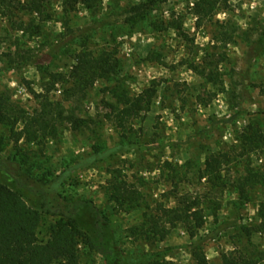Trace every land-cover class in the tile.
Listing matches in <instances>:
<instances>
[{"label":"rangeland","instance_id":"374dc122","mask_svg":"<svg viewBox=\"0 0 264 264\" xmlns=\"http://www.w3.org/2000/svg\"><path fill=\"white\" fill-rule=\"evenodd\" d=\"M29 1L13 0L18 9L12 13L0 10V92L17 106L33 113L41 100L32 89L45 95L51 75H70L81 50L119 61L115 75L74 100L64 94L72 83H59L50 93L84 119L81 129L65 125L58 139L39 146L10 142L0 126V184L42 213L40 241L50 240L59 218L43 212L39 183L63 177L55 207L91 203L85 217L90 221L91 207L97 208L138 264L158 257L194 264V245L211 264H223V254L235 252L264 264V184L253 181L254 173L264 172V140L255 138L264 136V0H229L202 25L194 12L198 0H170L146 20L133 8L147 0H97L91 9L48 0L41 15L25 8ZM172 21L182 29H157ZM148 89L156 91L150 106L120 127L113 106L124 93L138 97ZM212 155L223 156L220 177L201 179ZM114 177L135 184L150 211L157 203L176 207L173 194L198 203L207 224L195 237L180 224L166 241H150L141 235L147 208L127 212L111 200ZM244 180L250 184L241 195ZM80 253L81 264H106L86 244Z\"/></svg>","mask_w":264,"mask_h":264},{"label":"trees","instance_id":"16d2710c","mask_svg":"<svg viewBox=\"0 0 264 264\" xmlns=\"http://www.w3.org/2000/svg\"><path fill=\"white\" fill-rule=\"evenodd\" d=\"M48 0H30L26 9L32 13L43 14L45 2ZM71 7L84 5L91 9L97 0H62ZM170 0H147L145 3L136 5L133 14L139 20H146L155 7L169 2ZM229 0H198L194 5L198 24L211 20L222 4ZM9 12L18 9L13 0H0V10ZM177 29L182 26L172 21L168 26L157 29ZM183 34V33H182ZM187 40L188 35L183 34ZM75 66L70 75L52 74V84L45 87L46 94L32 93L40 99L39 107L29 113L20 108L12 101L9 93L0 92V126L9 132V140L14 144L21 141L28 145H45L49 140L60 137V128L69 125L77 131L85 125L84 119L79 117L76 111L68 109L63 102L52 101L49 97L57 84L72 83L73 87L64 91L66 100H74L76 95L84 94L89 88L95 86L99 80H107L119 70V61L103 52L96 55L87 49L77 52ZM197 70L195 67H192ZM203 75V74H201ZM205 76V75H203ZM212 80L211 77H205ZM156 91L148 89L138 97H131L124 93L118 106H113L115 118L119 126L124 128L129 120L140 117L141 113L150 106ZM22 130H18V126ZM255 138L264 140V136L257 133ZM252 140L247 137L246 141ZM222 155H212L205 163V169L200 178H209L211 181L220 177L223 162ZM95 162V161H94ZM93 162L87 163L90 166ZM110 182L108 193L120 209L128 211L146 207L143 231L152 242L166 241L172 231L180 224L192 228V237L203 229L207 224L208 217L198 203L179 199L176 207H167L164 203H157L153 211L146 203L145 196L133 183L117 181ZM63 177L54 181H41L40 191L44 196L42 205L43 212L47 215H56L59 220L51 229V238L48 242L40 241L39 231L43 222L41 212L31 208L24 197L15 190L0 184V264H81L80 246L86 244L89 249L99 255L106 264H138L139 259L127 254L119 245L116 233L107 217L100 214L97 208L91 207V220L85 217L84 210L89 204H80L68 208L67 211L56 208L54 203L58 197V189L63 182ZM254 183L264 184V172L253 174ZM250 184L247 180L241 181L238 190L241 195L246 192V186ZM165 197H169L166 195ZM92 205V204H91ZM88 208V207H87ZM264 226V205L259 211ZM256 229L246 230L253 233ZM194 264H211L200 245H194L192 251ZM157 258V257H155ZM223 264H256V261L241 252L227 253L222 256ZM151 260V258L146 259ZM151 264H169L166 260H154Z\"/></svg>","mask_w":264,"mask_h":264},{"label":"clouds","instance_id":"9594fccd","mask_svg":"<svg viewBox=\"0 0 264 264\" xmlns=\"http://www.w3.org/2000/svg\"><path fill=\"white\" fill-rule=\"evenodd\" d=\"M245 7H247V6H245ZM224 18H225L224 16H221V17H220L221 20H223ZM13 86H14V85H13Z\"/></svg>","mask_w":264,"mask_h":264}]
</instances>
